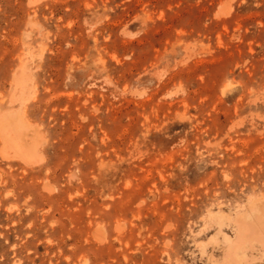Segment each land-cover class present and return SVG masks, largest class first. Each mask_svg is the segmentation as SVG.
<instances>
[{
	"label": "rangeland",
	"instance_id": "374dc122",
	"mask_svg": "<svg viewBox=\"0 0 264 264\" xmlns=\"http://www.w3.org/2000/svg\"><path fill=\"white\" fill-rule=\"evenodd\" d=\"M0 264H264V0H0Z\"/></svg>",
	"mask_w": 264,
	"mask_h": 264
},
{
	"label": "bare ground",
	"instance_id": "6f19581e",
	"mask_svg": "<svg viewBox=\"0 0 264 264\" xmlns=\"http://www.w3.org/2000/svg\"><path fill=\"white\" fill-rule=\"evenodd\" d=\"M258 219H260V218H258ZM259 223H260V221H259ZM259 223H258V224H259ZM252 224H253V223H252ZM260 224H261V225H260ZM260 224H259L260 226H263V222H261ZM259 225H258V227H259ZM255 229H257V228H255ZM260 229H261V227H260ZM248 230L250 231L251 229H248ZM253 230H254V229H253ZM253 230L250 231L251 235H253V234H252V231H253ZM258 231H259V230H258ZM253 232H254V231H253ZM247 233H248V231H247ZM250 233H249V234H250ZM255 233H256V232H255ZM258 233H259V232H258ZM259 235H260V234H259ZM261 237H262V236H261ZM247 238H249V237H247ZM258 238H260V237H258ZM256 239H257V238H256ZM258 240H259V239H258Z\"/></svg>",
	"mask_w": 264,
	"mask_h": 264
}]
</instances>
